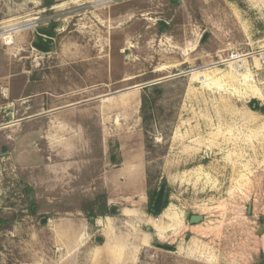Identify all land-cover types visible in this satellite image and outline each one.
Returning <instances> with one entry per match:
<instances>
[{
  "label": "rangeland",
  "instance_id": "1",
  "mask_svg": "<svg viewBox=\"0 0 264 264\" xmlns=\"http://www.w3.org/2000/svg\"><path fill=\"white\" fill-rule=\"evenodd\" d=\"M263 58L264 0H0V264H262Z\"/></svg>",
  "mask_w": 264,
  "mask_h": 264
},
{
  "label": "trees",
  "instance_id": "2",
  "mask_svg": "<svg viewBox=\"0 0 264 264\" xmlns=\"http://www.w3.org/2000/svg\"><path fill=\"white\" fill-rule=\"evenodd\" d=\"M55 4V0H43V6L45 8H51ZM163 89L160 84H154L151 86H147L144 88L142 97H141V118L142 122L144 124H148L152 120V113L153 108L157 104L158 97L162 95ZM255 101L250 102V106L256 110L257 108L253 106ZM262 111H264V108H262ZM145 132L148 133V129L145 127ZM157 189H152L149 191V202L153 204L155 202V199L158 195ZM168 206V200H165V204L160 212H156L153 208L152 213L154 215H159L163 212V210ZM103 242V238H99V244Z\"/></svg>",
  "mask_w": 264,
  "mask_h": 264
},
{
  "label": "water",
  "instance_id": "3",
  "mask_svg": "<svg viewBox=\"0 0 264 264\" xmlns=\"http://www.w3.org/2000/svg\"><path fill=\"white\" fill-rule=\"evenodd\" d=\"M38 33H40L42 35H47V36H51L52 35L51 30L45 29V28L38 29ZM207 36H208V32H205L203 38L201 39V43H203L206 40ZM32 46H33V48H35V49H37L38 51H41V52L49 51V48H46L41 43H38V41H33L32 42ZM152 84H155V83H152ZM166 196H167V184H166V182H163L161 184L160 190L158 192V195H157V197L155 199V202H154V205H153L154 206V210L156 212H160L162 210V208H163V206L165 204ZM203 218L204 217L202 215H192L190 217V223H192V224L199 223V222H201L203 220ZM42 222H45V219H42ZM263 230H264L263 227L260 226L259 230H258V234H260ZM155 246L159 247V248H164V249H167V250H172L173 249L172 246L167 245V244H162V243H159V242L155 243ZM262 264H264V262Z\"/></svg>",
  "mask_w": 264,
  "mask_h": 264
},
{
  "label": "built area",
  "instance_id": "4",
  "mask_svg": "<svg viewBox=\"0 0 264 264\" xmlns=\"http://www.w3.org/2000/svg\"><path fill=\"white\" fill-rule=\"evenodd\" d=\"M226 51L229 53V60L230 61H243L244 55L239 52V49L232 42L226 43ZM264 64V58L262 59Z\"/></svg>",
  "mask_w": 264,
  "mask_h": 264
},
{
  "label": "flooded vegetation",
  "instance_id": "5",
  "mask_svg": "<svg viewBox=\"0 0 264 264\" xmlns=\"http://www.w3.org/2000/svg\"><path fill=\"white\" fill-rule=\"evenodd\" d=\"M51 32H52V35L51 36L38 34V39H37L38 40V43H41L46 48H49V51H47L46 53L52 52V49H53L52 40L54 39V31L51 30ZM39 52H41V51H39ZM172 247L174 249V246H172Z\"/></svg>",
  "mask_w": 264,
  "mask_h": 264
},
{
  "label": "bare ground",
  "instance_id": "6",
  "mask_svg": "<svg viewBox=\"0 0 264 264\" xmlns=\"http://www.w3.org/2000/svg\"><path fill=\"white\" fill-rule=\"evenodd\" d=\"M233 62H237V61H233ZM258 95V94H257Z\"/></svg>",
  "mask_w": 264,
  "mask_h": 264
},
{
  "label": "crops",
  "instance_id": "7",
  "mask_svg": "<svg viewBox=\"0 0 264 264\" xmlns=\"http://www.w3.org/2000/svg\"><path fill=\"white\" fill-rule=\"evenodd\" d=\"M38 34H40V33H38ZM36 41V40H35Z\"/></svg>",
  "mask_w": 264,
  "mask_h": 264
}]
</instances>
